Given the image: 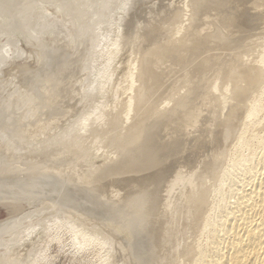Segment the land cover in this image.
Wrapping results in <instances>:
<instances>
[{"label": "water", "instance_id": "water-1", "mask_svg": "<svg viewBox=\"0 0 264 264\" xmlns=\"http://www.w3.org/2000/svg\"><path fill=\"white\" fill-rule=\"evenodd\" d=\"M264 0H0V264L67 216L184 215Z\"/></svg>", "mask_w": 264, "mask_h": 264}, {"label": "rangeland", "instance_id": "rangeland-1", "mask_svg": "<svg viewBox=\"0 0 264 264\" xmlns=\"http://www.w3.org/2000/svg\"><path fill=\"white\" fill-rule=\"evenodd\" d=\"M263 29H264V27H263ZM263 29H262L263 32L261 31L260 37L256 43L257 46L254 47V49H253L254 51L250 57V64L249 63L247 64V67L248 68L250 67V68L249 69L246 68L247 70H245V72H244L245 74L242 76L243 78H241V80H240L244 85H241L242 83L240 82L238 88L243 87L247 84L250 86L253 83V79H249L248 77L245 78V75L248 74V71L250 69H251V71H249V72L253 71L252 75H254L253 73H256L255 74L256 76L252 77V78H254L255 84L253 83L254 86L252 85V87H250V90L248 92V94H249L248 96L243 95L244 96V98H243L242 95L241 96L234 95L235 98L233 99V102L231 103L232 105H230V107L231 106L232 107L231 108L229 107V109H228L231 111H227L228 117L227 116L225 117V120L223 121L224 124L222 123L220 133L217 136L218 139L216 138V140H215V141L218 140L221 144H219L218 141L215 142V144H214L215 146H213V148H212L214 150H211V152L209 154L208 161H207L205 168H204L205 170L203 169V171L201 173L203 176L201 175V177L197 183L199 186L197 187V185H196L197 190L194 191V193H193V195H195V196L200 193L199 197H197V196L193 197L192 196V198H191V201H193V203H195V204H193L190 201L188 204L189 207L187 208L184 215H181V214H179V215H168V216H166V215L165 216L164 215H133V216H131V215H118V216H114V215H103V216L88 215V216H82V217H81V215L67 216L65 218V220L61 223V225H60L61 228L58 227V230L50 237L49 241L44 245L43 249L41 250L42 252L40 251L37 254L38 257L36 256V258L30 264H147V263L148 264H152V263L153 264H161V263L162 264H176V263H178V264H183V263L184 264L185 263L190 264L191 260L193 261L194 264H197V262H194V261H196L195 259H197L198 256H199L198 260H197L198 263L204 264L206 262L211 263V261H212L211 264H213V262L215 261L213 259L216 258V252L219 250L218 248H220L219 252H221V253L217 252V253H219L218 257H220V255H221L222 257H220V258H224V257L226 258L227 250L229 249L228 247L234 238L232 236L233 234H232L231 228L233 230L239 229L240 223L243 222L242 218H240L239 215H242V216L244 215L245 216V217L243 216L244 218L247 217L246 221H248V222H251V221L254 222V219H255V221H261L264 218V201L257 199V201H255V204H254V206H256L255 209H254V206L252 207L253 209L252 208L248 209V207L246 206V203L243 202V201H245L244 196L247 193L246 190H248V191L252 190V189H254V187L256 185H258L261 182L262 183L264 182V167H263L264 166V101H263L264 100V98H263L264 97V93H263L264 92V85H263L264 84V76H263L264 70H262V69H264V52H263L264 51V36H263L264 30ZM258 55L259 56L261 55L262 59ZM253 57H254V59L256 57L257 58L254 60ZM260 67H261V69H259ZM252 69H254L255 71ZM256 69H258V70H256ZM246 71H247V73H246ZM257 72L260 74V76L262 75V77H260L258 75L259 77L257 78ZM247 78H248V80H247ZM243 79H245V81ZM261 81H263V82H261ZM256 83H257V85H256ZM254 87H256V88H254ZM250 92H252V93H250ZM258 97H260V98L258 99ZM244 99H245V103H244ZM253 99H256V100L253 101ZM239 100H240V102L238 104ZM236 102H237V104H236ZM249 106H250V108H249ZM241 108H242V111H241ZM234 113H236V114L234 115ZM232 115H233V117H232ZM227 120H229V121L227 122ZM232 122H234V123H232ZM229 124L231 125V127ZM247 124H248V126H247ZM232 125H234V126H232ZM232 127L235 129H233ZM231 128L233 131L231 130ZM226 131H228V132H226ZM252 133H254V134H252ZM226 134L229 136H227ZM220 139L222 142L220 141ZM246 139H248V140H246ZM226 142H228L227 143L228 145L226 144ZM223 149L225 150V152H223L224 151ZM222 152H223V154H222ZM222 155H224L225 157L224 156L222 157ZM219 160H221V161H219ZM221 166H222V168H219ZM214 167H215V169H214ZM216 170H217V172H216ZM206 175H207V177H206ZM213 175L217 178H214ZM210 176H211V178H209ZM233 180H235V181H233ZM201 181H203V182H201ZM236 183H237V185H236ZM241 183H243V184H241ZM207 185H209L210 187H208ZM203 187L206 188L207 191ZM208 189H209V191H208ZM218 189H219V191H218ZM196 192H197V194H196ZM206 192L207 193L209 192L208 193L209 196L207 195ZM260 198H262V197H260ZM194 199H195V201H194ZM209 199H210V201H209ZM204 200H206V201H204ZM243 204H245L244 205L245 207L243 206ZM262 204H263V207H262ZM196 205H198V206L200 205V208L197 207ZM231 207H233V208H231ZM250 212L253 214H250ZM187 214H189L190 216ZM197 214H199V215H197ZM194 215H196V216H194ZM252 215H253V217H251ZM256 215H257V218H256ZM258 215H259V218H258ZM222 216L224 217V219ZM180 217H181V219H180ZM202 218H203V221L201 220ZM239 218L241 219V221L239 220ZM103 219L105 221H103ZM175 220L177 222H175ZM199 221H200V223H199ZM172 222H175V225ZM149 223L152 225H150ZM166 226H167V228H166ZM176 226L178 228H176ZM216 228H217V230H216ZM148 229H150V230H148ZM155 231H156V233H155ZM174 231H176V232H174ZM222 233H223V235H222ZM228 233H230V234H228ZM214 235L216 236V238ZM150 236L152 237V239ZM163 238H164V240H163ZM201 238L203 239V242H205V243L202 242ZM212 238L213 239L215 238L214 241L216 240L218 245L216 242L213 241ZM159 239H161V240H159ZM166 240H167V242H166ZM209 240L211 242H214L215 244L214 243L211 244V242H208ZM164 242H166V243H164ZM48 245H49V247H47ZM128 245H130V246H128ZM194 245L195 246L198 245L197 247H199V248L197 250L199 252L196 250L197 247H195ZM217 246H218V248H217ZM194 247H195V249H194ZM214 247H216V248H214ZM189 248H190V250H189ZM200 248H201V250H199ZM213 249H214L215 255H214ZM194 250L196 252H194ZM160 251L162 253H160ZM188 252L189 253L191 252L192 255H191V253L189 255ZM197 252H198V254H197ZM200 252H202V254H204V255L199 254ZM44 253H45V255H44ZM194 253L197 254V256H195ZM206 253H207V255H206ZM126 255L129 257H127ZM172 255L173 256L175 255L174 258ZM186 255H188L187 258H186ZM200 255H202V256H200ZM210 255H212L213 258H211L212 256H210ZM206 256H208V257H206ZM129 259H130V261H129ZM182 259H184V260H182ZM186 259H188V260H186ZM203 259H205L206 261ZM185 260L188 262H186ZM182 261H183V263H182ZM192 261H191V264H193ZM145 262H147V263H145Z\"/></svg>", "mask_w": 264, "mask_h": 264}, {"label": "bare ground", "instance_id": "bare-ground-1", "mask_svg": "<svg viewBox=\"0 0 264 264\" xmlns=\"http://www.w3.org/2000/svg\"><path fill=\"white\" fill-rule=\"evenodd\" d=\"M264 30V29H263ZM263 32V31H262ZM264 36V35H263ZM260 43V42H259ZM257 45H255V47H256ZM259 46V45H258ZM257 49V48H256ZM261 50V49H260ZM263 51V50H262ZM261 51V52H262ZM260 52V53H261ZM264 52V51H263ZM263 54V53H262ZM259 56V55H258ZM257 56V57H258ZM256 57V58H257ZM260 58H261V55L259 56ZM255 58V59H256ZM253 59H254V57H253ZM254 59V60H255ZM259 59V58H258ZM262 59V58H261ZM253 61V60H252ZM249 64H250V60H249V62H248ZM252 63V62H251ZM261 63V62H260ZM256 64V63H255ZM248 68V67H247ZM250 68V67H249ZM248 68V69H249ZM259 69H261V67L259 68ZM247 70V69H246ZM252 70H254V69H252ZM256 70H258V69H256ZM262 70H264V69H262ZM249 71H251V69L249 70ZM248 71V74L247 75H245V78L246 77H248L249 79H253V83L255 84V82H254V78H252V77H255L256 75V73H253L254 75H252V72H249ZM255 71V70H254ZM246 73H247V71H246ZM251 73V74H250ZM245 74V73H244ZM243 74V75H244ZM260 76V74L257 72V78ZM264 76V75H263ZM260 77H262V75L260 76ZM243 78V77H242ZM248 78H247V80H248ZM263 79V78H262ZM244 81H245V79H243ZM242 80V81H243ZM259 80V79H258ZM248 82V81H247ZM261 82H263V81H261ZM242 83V82H241ZM251 83V82H250ZM251 84L250 86L247 84V85H245V86H243V87H239V88H237V93L235 94V95H238V96H241L242 95V97L244 98V96L246 95V96H248L249 94H248V92H249V90H250V87H252V85L254 86V84ZM241 85H244L243 83L241 84ZM256 85H257V83H256ZM264 85V84H263ZM260 86V85H259ZM254 88H256V87H254ZM252 89V88H251ZM257 91V90H256ZM255 91V92H256ZM250 93H252V92H250ZM264 93V92H263ZM262 93V94H263ZM244 95V96H243ZM261 95V94H260ZM253 96V95H252ZM256 97V96H255ZM235 98V97H234ZM239 98V97H238ZM248 98V97H247ZM246 98V99H247ZM260 97H258V99H259ZM264 98V97H263ZM249 99V98H248ZM247 99V100H248ZM252 99V98H251ZM257 99V98H256ZM256 99H253V101H255ZM257 99V100H258ZM262 100V99H261ZM242 101V100H241ZM264 101V100H263ZM233 102V101H232ZM239 102H240V100L238 101V104H239ZM248 102V101H247ZM246 102V103H247ZM244 103H245V99H244ZM255 103V102H254ZM236 104H237V102H236ZM257 104V103H256ZM260 104V103H259ZM232 105V104H231ZM242 105V104H241ZM253 106V105H252ZM232 107V106H231ZM230 107V108H231ZM249 108H250V106H249ZM253 108V107H252ZM240 109V108H239ZM244 109V108H243ZM254 109V108H253ZM235 110V109H234ZM228 111H231V110H228ZM233 111V110H232ZM236 111V110H235ZM241 111H242V108H241ZM252 112V111H251ZM243 113V112H242ZM241 113V114H242ZM247 113V112H246ZM231 114V113H230ZM236 113H234V115H235ZM239 114V113H238ZM237 114V115H238ZM227 116V115H226ZM242 116V115H241ZM228 117V116H227ZM231 117V116H230ZM232 117H233V115H232ZM231 117V118H232ZM235 117V116H234ZM241 118V117H240ZM227 119V118H226ZM225 120V119H224ZM229 120H227V122H228ZM241 122V121H240ZM243 122V121H242ZM232 123H234V122H232ZM224 124V123H223ZM249 124V123H248ZM248 124H247V126H248ZM226 125V124H225ZM230 125V124H229ZM262 125V124H261ZM232 126H234V125H232ZM254 126V125H253ZM258 126V125H257ZM226 127V126H225ZM230 127H231V125H230ZM236 127V126H235ZM233 128V127H232ZM232 128H231V130H232ZM237 128V127H236ZM250 128V127H249ZM256 128V127H255ZM233 129H235V128H233ZM233 131V130H232ZM237 131V130H236ZM251 131V130H250ZM258 131V130H257ZM226 132H228V131H226ZM256 132V131H255ZM220 133V132H219ZM243 133V132H242ZM225 134V133H224ZM230 134V133H229ZM252 134H254V133H252ZM222 135V134H221ZM227 135V134H226ZM248 135V134H247ZM227 136H229V135H227ZM226 136V137H227ZM246 137V136H245ZM244 137V138H245ZM225 138V137H224ZM230 138V137H229ZM234 138V137H233ZM236 138V137H235ZM218 139V138H217ZM232 139V138H231ZM246 140H248V139H246ZM245 140V141H246ZM218 141V140H217ZM217 141H215V142H217ZM220 141H221V139H220ZM226 141V140H225ZM229 141V140H228ZM232 141V140H231ZM214 142V143H215ZM219 142V141H218ZM222 142V141H221ZM225 143V142H224ZM228 142H226V144H227ZM219 144H221L220 142H219ZM218 145V144H217ZM228 145V144H227ZM215 146V145H214ZM224 147V146H223ZM212 150H214V149H212ZM216 150V149H215ZM218 150V149H217ZM224 150V149H223ZM222 150V151H223ZM216 152V151H215ZM223 152H225V150L223 151ZM223 152H222V154H223ZM217 155V154H216ZM221 155V154H220ZM224 155H222V157H223ZM229 156V155H228ZM227 156V157H228ZM209 157V156H208ZM212 157V156H211ZM225 157V156H224ZM221 158V157H220ZM216 159V158H215ZM222 159V158H221ZM225 159V158H224ZM227 159V158H226ZM219 161H221V160H219ZM216 164V163H215ZM221 164V163H220ZM210 166V165H209ZM223 166V165H222ZM222 166L221 167H219V168H222ZM207 167V166H206ZM264 167V166H263ZM205 168V167H204ZM214 169H215V167H214ZM263 169V168H262ZM205 170V169H204ZM220 170V169H219ZM250 171V170H249ZM261 171V170H260ZM206 172V171H205ZM216 172H217V170H216ZM219 172V171H218ZM253 172V171H252ZM208 173V172H207ZM210 174V173H209ZM217 174V173H216ZM219 175V174H218ZM222 175V174H221ZM263 175V174H262ZM203 176V175H202ZM214 176V175H213ZM217 176V175H216ZM220 176V175H219ZM206 177H207V175H206ZM262 177V176H261ZM209 178H211V176L209 177ZM214 178H217V177H215L214 176ZM221 178V177H220ZM253 179V178H252ZM262 179V178H261ZM204 181V180H203ZM203 181H201V182H203ZM211 181V180H210ZM233 181H235V180H233ZM260 181V180H259ZM200 182V183H201ZM212 183V182H211ZM247 183V182H246ZM264 183V182H263ZM262 182L261 183H259L258 185H256L255 187H254V189H252V190H246L247 191V193H246V195L244 196L245 197V201H243L244 203H246V206L248 207V209L249 208H252L253 206H254V204H255V201H257V199H260L261 201H264V184H263ZM209 184V183H208ZM233 184V183H232ZM241 184H243V183H241ZM236 185H237V183H236ZM245 185V184H244ZM254 185V184H253ZM199 185L197 184V187H198ZM203 186V185H202ZM208 187H210L209 185H207ZM204 188V187H203ZM227 188V187H226ZM243 188V187H242ZM202 189V188H201ZM205 190H206V188H204ZM197 189H196V187H195V191H196ZM213 190V189H212ZM202 191V190H201ZM207 191V190H206ZM208 191H209V189H208ZM218 191H219V189H218ZM198 192V191H197ZM197 192H196V194H197ZM199 193V192H198ZM207 193V192H206ZM209 193V192H208ZM208 193H207V195H208ZM216 193V192H215ZM200 194V193H199ZM199 194L198 195H196L197 197H199ZM239 194V193H238ZM195 195H193V197H194ZM195 196V197H196ZM209 196V195H208ZM213 196V195H212ZM234 196V195H233ZM260 197H262V198H260ZM209 198V197H208ZM198 199V198H197ZM203 199V198H202ZM193 200V199H192ZM208 200V199H207ZM191 201V200H190ZM194 201H195V199H194ZM204 201H206V200H204ZM209 201H210V199H209ZM208 201V202H209ZM192 203H193V201H191ZM198 202V201H197ZM212 202V201H211ZM210 202V203H211ZM199 203V202H198ZM197 203V204H198ZM203 203V202H202ZM241 203V202H240ZM258 203V202H257ZM263 203V202H262ZM193 204H195V203H193ZM206 205V204H205ZM242 205V204H241ZM245 204H243V206H244ZM260 205V204H259ZM197 207H199L200 208V205L198 206V205H196ZM202 206V205H201ZM238 206V205H237ZM242 206V207H243ZM189 207V206H188ZM212 207V206H211ZM241 207V206H240ZM245 207V206H244ZM262 207H263V204H262ZM194 208V207H193ZM198 208V209H199ZM231 208H233V207H231ZM239 208V207H238ZM256 208V206H254V209ZM260 208V207H259ZM241 209V208H240ZM247 209V208H246ZM253 209V208H252ZM201 210V209H200ZM207 210V209H206ZM234 210V209H233ZM244 210V209H243ZM257 210V209H256ZM263 210V209H262ZM192 211V210H191ZM196 211V210H195ZM228 211V210H227ZM250 211V210H249ZM193 212V211H192ZM254 212V211H253ZM259 212V211H258ZM257 212V213H258ZM191 213V212H190ZM197 213V212H196ZM195 213V214H196ZM200 213V212H199ZM202 213V212H201ZM223 213V212H222ZM229 213V212H228ZM207 214V213H206ZM240 214V213H239ZM250 214H253V213H251L250 212ZM249 214V215H250ZM187 215H189V214H187ZM193 215V214H192ZM197 215H199V214H197ZM204 215V214H203ZM202 215V216H203ZM165 216V215H164ZM166 216H168V215H166ZM190 216V215H189ZM194 216H196V215H194ZM201 216V215H200ZM237 216V215H236ZM244 216V215H243ZM242 215H239V217L240 218H242V221L243 222H241L240 223V225H239V229H232L231 228V230H232V236L234 237L233 238V241L231 242V244L229 245V249L227 250V254H226V258L224 257V258H220V257H222L221 255H220V257H218L219 255V253H221V252H219V250H220V248H218V246H217V248L219 249L217 252H219V253H217L216 252V258L215 259H213V260H215L214 262H213V264H264V218L261 220V221H255V219H254V222L253 221H251V222H248V221H246V218H244ZM82 217V216H81ZM110 217V216H109ZM162 217V216H161ZM184 217V216H183ZM188 217V216H187ZM223 217V216H222ZM226 217V216H225ZM249 217V216H248ZM251 217H253V215L251 216ZM119 218V217H118ZM117 218V219H118ZM166 218V217H165ZM191 218V217H190ZM239 218V220L241 221V219ZM256 218H257V215H256ZM258 218H259V215H258ZM151 219V218H150ZM173 219V218H172ZM180 219H181V217H180ZM223 219H224V217H223ZM250 219V218H249ZM110 220V219H109ZM121 220V219H120ZM164 220V219H163ZM167 220V219H166ZM165 220V221H166ZM195 220V219H194ZM202 221H203V218L201 219ZM103 221H105L104 219H103ZM168 221V220H167ZM115 222V221H114ZM151 222V221H150ZM175 222H177L176 220H175ZM175 222H172V223H174V225H175ZM179 222V221H178ZM194 222V221H193ZM213 222V221H212ZM199 223H200V221H199ZM207 223V222H206ZM71 224V223H70ZM150 224V223H149ZM190 224V223H189ZM150 225H152V224H150ZM168 225V224H167ZM171 225V224H170ZM141 226V225H140ZM148 226V225H147ZM204 226V225H203ZM60 227V226H59ZM124 227V226H123ZM135 227V226H134ZM146 227V226H145ZM149 227V226H148ZM175 227V226H174ZM193 227V226H192ZM208 227V226H207ZM61 228V227H60ZM125 228V227H124ZM140 228V227H139ZM151 228V227H150ZM166 228H167V226H166ZM170 228V227H169ZM172 228V227H171ZM176 228H178L177 226H176ZM199 228V227H198ZM230 228V227H229ZM193 229V228H192ZM60 230V229H59ZM110 230V229H109ZM133 230V229H132ZM148 230H150V229H148ZM165 230V229H164ZM178 230V229H177ZM211 230V229H210ZM216 230H217V228H216ZM230 230V229H229ZM228 230V231H229ZM230 230V231H231ZM136 231V230H135ZM212 231V230H211ZM130 232V231H129ZM143 232V231H142ZM161 232V231H160ZM174 232H176V231H174ZM206 232V231H205ZM208 232V231H207ZM210 232V231H209ZM155 233H156V231H155ZM167 233V232H166ZM212 233V232H211ZM231 233V232H230ZM230 233H228V234H230ZM169 234V233H168ZM167 234V235H168ZM213 234V233H212ZM154 235V234H153ZM159 235V234H158ZM198 235V234H197ZM222 235H223V233H222ZM131 236V235H130ZM160 236V235H159ZM211 236V235H210ZM215 236V235H214ZM84 237V236H83ZM151 237V236H150ZM202 237V236H201ZM227 237V236H226ZM167 238V237H166ZM199 238V237H198ZM215 238H216V236H215ZM214 238V239H215ZM84 239V238H83ZM140 239V238H139ZM150 239V238H149ZM151 239H152V237H151ZM173 239V238H172ZM200 239V238H199ZM202 239V238H201ZM213 239V238H212ZM214 239H213V241H214ZM229 239V238H228ZM159 240H161V239H159ZM163 240H164V238H163ZM218 240V239H217ZM177 241V240H176ZM145 242V241H144ZM166 242H167V240H166ZM166 242H164V243H166ZM192 242V241H191ZM197 242V241H196ZM195 242V243H196ZM202 242H203V239H202ZM208 242H211L210 240L208 241ZM207 242V243H208ZM214 242H216V240L214 241ZM214 242H211V244L212 243H214ZM80 243V242H79ZM122 243V242H121ZM201 243V242H200ZM203 243H205V242H203ZM217 243V242H216ZM130 244V243H129ZM197 244V243H196ZM215 244V243H214ZM137 245V244H136ZM161 245V244H160ZM203 245V244H202ZM201 245V246H202ZM217 245H218V243H217ZM128 246H130V245H128ZM156 246V245H155ZM159 246V245H158ZM157 246V247H158ZM179 246V245H178ZM177 246V247H178ZM191 246V245H190ZM195 246V245H194ZM198 246V245H197ZM197 246H195V247H197ZM216 246V245H215ZM44 247V246H43ZM47 247H49V245L47 246ZM79 247V246H78ZM195 247H194V249H195ZM199 247H197L196 248V250L198 249ZM202 248V247H201ZM201 248L199 249V250H201ZM214 248H216V247H214ZM160 249V248H159ZM180 249V248H179ZM209 249V248H208ZM46 250V249H45ZM163 250V249H162ZM165 250V249H164ZM178 250V249H177ZM189 250H190V248H189ZM207 250V249H206ZM223 250V249H222ZM221 250V251H222ZM48 251V250H47ZM143 251V250H142ZM159 251V250H158ZM198 251V250H197ZM210 251V250H209ZM208 251V252H209ZM224 251V250H223ZM42 252V251H41ZM173 252V251H172ZM171 252V253H172ZM176 252V251H175ZM179 252V251H178ZM194 252H196L195 250H194ZM199 252V251H198ZM198 252H197V254H198ZM207 252V251H206ZM212 252V251H211ZM210 252V253H211ZM213 252H214V249H213ZM160 253H162L161 251H160ZM189 253V252H188ZM187 253V254H188ZM191 253V252H190ZM190 253H189V255H190ZM205 253V252H204ZM153 254V253H152ZM176 254V253H175ZM195 254V253H194ZM197 254H195V256H197ZM199 254H202V252H200ZM44 255H45V253H44ZM191 255H192V253H191ZM202 255H204V254H202ZM202 255H200V256H202ZM206 255H207V253H206ZM214 255H215V252H214ZM127 256V255H126ZM173 256V255H172ZM175 256V255H174ZM174 256H173V258H174ZM187 256L188 255H186V258H187ZM194 256V257H195ZM210 256H212V255H210ZM38 257V256H37ZM48 257V256H47ZM127 257H129V256H127ZM164 257V256H163ZM166 257V256H165ZM191 257V256H190ZM199 257V256H198ZM198 257H197V259H195L196 261H194V262H197V264H200V263H198ZM204 257V256H203ZM206 257H208V256H206ZM54 258V257H53ZM146 258V257H145ZM179 258V257H178ZM183 258V257H182ZM185 258V257H184ZM211 258H213V256L211 257ZM207 259V258H206ZM44 260V259H43ZM179 260V259H178ZM182 260H184V259H182ZM186 260H188V259H186ZM185 260V261H186ZM191 260V259H190ZM203 260H205V259H203ZM212 260V259H211ZM41 261V260H40ZM52 261V260H51ZM129 261H130V259H129ZM140 261V260H139ZM143 261V260H142ZM146 261V260H145ZM155 261V260H154ZM176 261V260H175ZM184 261V262H185ZM192 261V260H191ZM191 261H190V264H191ZM201 261V260H200ZM199 261V262H200ZM206 261V260H205ZM208 261V260H207ZM49 262V261H48ZM121 262V261H120ZM128 262V261H127ZM153 262V261H152ZM186 262H188V261H186ZM202 262V261H201ZM131 263V262H130ZM136 263V262H135ZM143 263V262H142ZM145 263H147V262H145ZM182 263H183V261H182ZM192 263H193V261H192ZM207 263V262H206ZM206 263H204V264H206ZM210 262H208L207 264H209ZM211 263H212V261H211ZM210 263V264H211ZM148 264V263H147ZM153 264V263H152ZM162 264V263H161ZM176 264H178V263H176ZM184 264V263H183ZM185 264H188V263H185ZM194 264V263H193ZM203 264V263H202Z\"/></svg>", "mask_w": 264, "mask_h": 264}]
</instances>
